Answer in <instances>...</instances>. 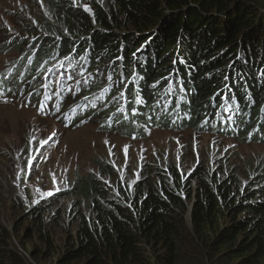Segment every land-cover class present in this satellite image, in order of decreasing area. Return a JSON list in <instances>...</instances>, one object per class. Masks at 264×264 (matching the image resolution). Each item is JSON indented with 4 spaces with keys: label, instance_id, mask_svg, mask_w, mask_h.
Here are the masks:
<instances>
[{
    "label": "trees",
    "instance_id": "16d2710c",
    "mask_svg": "<svg viewBox=\"0 0 264 264\" xmlns=\"http://www.w3.org/2000/svg\"><path fill=\"white\" fill-rule=\"evenodd\" d=\"M47 6L59 22L47 29L63 40L42 38L32 70L77 62L82 119L104 105L106 129L126 137L144 138L150 125L264 143V0H103L91 16L68 3ZM23 75L32 78L24 63L12 77ZM142 171L112 193L92 175L81 179L75 193L90 216L66 238L59 264H264V165L244 183L223 166L197 165L187 176L175 166ZM14 261L0 240V264Z\"/></svg>",
    "mask_w": 264,
    "mask_h": 264
},
{
    "label": "rangeland",
    "instance_id": "374dc122",
    "mask_svg": "<svg viewBox=\"0 0 264 264\" xmlns=\"http://www.w3.org/2000/svg\"><path fill=\"white\" fill-rule=\"evenodd\" d=\"M53 1L71 4L88 16L93 15L96 4L103 3L0 0V240L5 239L8 248L19 256L20 261L11 264H59L66 238L90 216L89 201L75 193L77 184L89 175L112 193L119 183L131 187L146 165L153 174L175 166L186 176L197 165L213 170L223 166L227 174L238 172L243 183L249 181L247 176L257 163L264 165V143H245L233 136L203 133L192 127L168 131L147 125L144 138L112 133L104 126V105L97 113L92 110L81 123L62 121L63 111L39 112L40 93L48 95L43 89L36 90L44 86L39 77L44 79L54 64L44 71L32 70L34 47L42 38L54 40L55 46L63 40L59 33L47 29L48 23L59 24L47 6ZM91 24L92 29L99 27ZM57 29L67 35L63 25ZM51 47L47 45L46 49ZM29 61L32 64L28 66ZM23 63L28 76H32L26 82L24 75L19 80L12 77L19 74ZM76 63L75 77L66 78V71L55 73L50 78L52 88L48 89L55 93L61 80V87L70 89L61 99L62 106L69 109L84 101L86 94L82 88L85 74L76 69ZM45 140L46 144L41 143ZM186 220L190 221L188 212Z\"/></svg>",
    "mask_w": 264,
    "mask_h": 264
},
{
    "label": "clouds",
    "instance_id": "9594fccd",
    "mask_svg": "<svg viewBox=\"0 0 264 264\" xmlns=\"http://www.w3.org/2000/svg\"><path fill=\"white\" fill-rule=\"evenodd\" d=\"M68 93V92H67ZM77 103V102H76ZM64 108H65V110H64ZM69 109V106H62V103H61V111H67ZM85 118H86V116H85ZM79 119H82V118H76V119H74V120H72V121H76V122H78L77 120H79ZM82 120H85V119H82ZM62 121H64L63 119H62ZM81 121V120H80ZM79 121V122H80ZM75 123V122H74ZM81 123V122H80ZM79 123V124H80Z\"/></svg>",
    "mask_w": 264,
    "mask_h": 264
},
{
    "label": "snow or ice",
    "instance_id": "6c2138e0",
    "mask_svg": "<svg viewBox=\"0 0 264 264\" xmlns=\"http://www.w3.org/2000/svg\"><path fill=\"white\" fill-rule=\"evenodd\" d=\"M87 10H89L90 11V9H87ZM110 78V77H109ZM41 143H44V144H46L47 143V141L45 140V141H42ZM49 195H51V193H49Z\"/></svg>",
    "mask_w": 264,
    "mask_h": 264
},
{
    "label": "water",
    "instance_id": "95a60500",
    "mask_svg": "<svg viewBox=\"0 0 264 264\" xmlns=\"http://www.w3.org/2000/svg\"><path fill=\"white\" fill-rule=\"evenodd\" d=\"M80 125V124H79ZM190 207H191V205H190ZM189 214H190V212H188Z\"/></svg>",
    "mask_w": 264,
    "mask_h": 264
}]
</instances>
